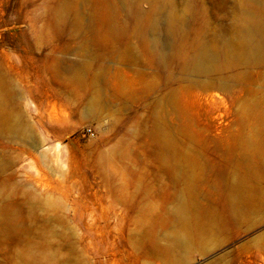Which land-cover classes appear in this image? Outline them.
Returning <instances> with one entry per match:
<instances>
[{"label":"rangeland","instance_id":"1","mask_svg":"<svg viewBox=\"0 0 264 264\" xmlns=\"http://www.w3.org/2000/svg\"><path fill=\"white\" fill-rule=\"evenodd\" d=\"M134 5L0 0V264H264V0Z\"/></svg>","mask_w":264,"mask_h":264},{"label":"bare ground","instance_id":"2","mask_svg":"<svg viewBox=\"0 0 264 264\" xmlns=\"http://www.w3.org/2000/svg\"><path fill=\"white\" fill-rule=\"evenodd\" d=\"M136 0H120L121 4L127 9V11H131L132 7L137 8L134 3ZM153 2V6H152V12L157 13V15H153L151 17H148L145 22L143 24L139 25V29L138 32L141 34V36L143 38H146L147 36H151L153 43H154V47H156V45H159V42H162V40L165 38L162 32V22L159 19V13L161 11H163L164 9V5H163V0H152ZM181 2V1H180ZM187 2V1H186ZM250 5V4H249ZM169 8V7H168ZM169 11V10H168ZM254 14V13H253ZM252 15V14H251ZM162 17V16H161ZM160 17V18H161ZM168 17L170 19V21L173 23L174 28H175V33H179L181 31V29L185 26V21H184V17L181 16V14H175L174 11H169L168 12ZM239 20V19H238ZM243 20V19H242ZM254 23V20H253ZM164 27V26H163ZM177 31V32H176ZM247 31V30H244ZM256 31V26L254 24H251L250 26V31L248 32L247 35L252 36ZM242 35V34H241ZM239 37V36H237ZM247 37V36H246ZM245 37V38H246ZM212 38V37H211ZM248 38V37H247ZM214 41V40H213ZM246 42V41H245ZM250 45V44H249ZM220 46V45H219ZM87 47V46H86ZM222 48V47H221ZM219 49V48H218ZM214 50L210 47L207 46H203L195 51H188V61L189 63H191V66L193 68V70L197 73H207L211 71L212 68L215 67L217 68L218 71H220L221 69V65L220 66H216V62L220 56V52L221 50ZM178 55V54H177ZM215 63V64H214ZM234 189V188H233ZM232 190V189H231ZM236 192V190H233L229 193V195H231L232 193ZM237 193V192H236ZM235 195V194H234ZM239 195V194H238ZM234 197V196H233ZM237 198V197H236ZM178 199V198H177ZM233 202V201H232ZM232 202L229 203V208L231 209V204ZM178 205V204H176ZM184 205V204H183ZM235 205H233V208ZM237 206V205H236ZM180 207V206H178ZM183 207V206H182ZM186 207V206H185ZM181 208V207H180ZM232 208V209H233ZM175 209V208H174ZM182 209V208H181ZM181 209H178L181 211ZM191 209V208H190ZM189 210V208L187 209ZM236 210V208H235ZM234 210V211H235ZM167 211V210H166ZM183 212V211H182ZM185 212V211H184ZM174 213V210H173ZM236 213V212H235ZM192 214V213H191ZM195 214V212H194ZM173 215V214H172ZM185 215V214H184ZM188 215V214H187ZM193 215V214H192ZM174 216V215H173ZM199 216V215H198ZM175 217V216H174ZM181 217V216H180ZM185 217V216H184ZM182 215L181 219H178V223H179V229H177V231H179V234L174 233V235L172 237L170 234V238L167 236L165 238H169L168 239V245H169V250L173 251V250H179L181 248L184 247H188V243L190 239H194V237H200V233H201V228H196V230H193L192 225H190L189 219L188 221L185 219ZM187 218V217H186ZM172 219V218H171ZM177 219V218H176ZM193 219V218H192ZM198 219V218H197ZM174 221V219H173ZM175 223V222H174ZM177 223V222H176ZM21 224V223H20ZM19 224V225H20ZM142 224V223H141ZM190 225V227H189ZM211 225V224H210ZM209 225V227H210ZM198 226V225H197ZM204 226V225H202ZM178 227V226H177ZM205 227V226H204ZM203 227V228H204ZM207 227V226H206ZM211 229V228H210ZM208 232V231H207ZM172 233V232H171ZM165 234V233H164ZM166 236V235H164ZM164 236H162L164 238ZM157 237V236H156ZM154 237V238H156ZM161 237V236H160ZM206 237V236H205ZM203 238V237H202ZM157 240V239H154ZM166 240V239H165ZM167 241V240H166ZM157 242V241H156ZM141 243V242H140ZM159 243V242H158ZM166 243V242H165ZM164 243V244H165ZM129 244V243H128ZM133 244V243H132ZM131 244V246H132ZM157 245V244H156ZM163 245V244H162ZM166 246V245H165ZM167 247V246H166ZM153 248V247H152ZM166 250V248H165ZM185 250V249H184ZM157 251V250H156ZM159 252V251H158ZM53 259V258H52ZM50 259V260H52ZM38 263L36 264H67L68 260L67 259H58L57 261H55V259H53L52 261H40L38 260H34ZM73 261V260H72ZM33 262V261H32ZM39 262H43V263H39ZM76 263V262H75ZM29 264V263H28Z\"/></svg>","mask_w":264,"mask_h":264}]
</instances>
